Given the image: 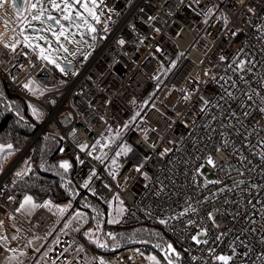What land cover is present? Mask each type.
Segmentation results:
<instances>
[{
	"label": "built area",
	"instance_id": "1",
	"mask_svg": "<svg viewBox=\"0 0 264 264\" xmlns=\"http://www.w3.org/2000/svg\"><path fill=\"white\" fill-rule=\"evenodd\" d=\"M244 3L255 12L248 13L241 0H104L95 48L82 50L90 53L86 59L80 52L72 56L67 74L38 60L22 44L15 54L0 46V77L45 115L22 152L0 176L3 234L9 237V247L18 240L20 245L33 241L30 248L34 254L28 264H96L99 258L106 264H130L131 248L99 251L87 242L91 239L84 233L89 229L96 232L97 223L101 228L97 234L104 243L111 240L106 233L117 236L122 226L156 225L187 254L189 264H215L208 249L226 255L235 249L232 264H264L260 259L264 257V114L257 109L258 98L248 101L243 95L255 89L264 96V29L259 27L264 23V0ZM20 8H25V0ZM213 8L215 15L209 12ZM222 17H227V25ZM105 22L108 32L103 31ZM121 39L125 44L119 43ZM221 56L226 59L221 61ZM236 58L255 66L250 72L233 73ZM161 69L164 74L157 76ZM228 76L248 81L229 88L234 94L231 101L224 98L221 87V78ZM29 80L43 90L41 99L25 92L24 84ZM204 101L210 102L206 108ZM242 102L251 105L247 117L242 115ZM233 111L236 118L230 115ZM47 132L56 136L62 154L79 157L73 173V182L83 188L78 200L88 194L95 206L87 210L74 204L58 223L52 205L40 207L33 210L30 222L19 224L9 217H17L16 209L25 194L6 190L18 178L15 170L20 161L25 160V169L35 166L28 155ZM97 140L107 147L101 150ZM225 140L232 143L225 146ZM82 144L89 147L81 151ZM92 145H96L95 151ZM124 145L136 158L112 169V159ZM208 155L216 167L205 163ZM205 166L214 171V179H207L209 171L201 173ZM206 180L220 183L204 187ZM241 180L244 183L236 187ZM86 182L88 188L83 187ZM115 197L123 201L127 211L118 217L119 223L110 224L113 209L119 205ZM109 201L113 206L109 218L103 223L101 216L93 219L97 215L93 209L99 211ZM189 205L197 212L180 216ZM77 212L83 215L73 219ZM208 212L214 213L218 228L207 219ZM189 220L196 223L189 225ZM200 226L208 228L203 237L208 244L197 245L191 239ZM17 228L25 233H17ZM12 234L18 235L17 241L11 240ZM217 236L221 238L217 240ZM135 247L139 253L145 250ZM9 254L0 248V264Z\"/></svg>",
	"mask_w": 264,
	"mask_h": 264
},
{
	"label": "snow or ice",
	"instance_id": "2",
	"mask_svg": "<svg viewBox=\"0 0 264 264\" xmlns=\"http://www.w3.org/2000/svg\"><path fill=\"white\" fill-rule=\"evenodd\" d=\"M104 4V0H25V8L21 9L19 5L16 3V0H0V21L3 22V31H0V46L5 49L10 50L12 53L17 52V48L22 44L24 48L29 49L32 53L36 55V58L40 61H44L47 64L53 65L56 69H58L61 73L67 74L71 70V61L67 60L65 57H62L60 53L69 54L75 56L77 52H80L82 55L87 58L90 53H83L81 49V45L87 44L88 40L85 39L86 36H89L92 41L96 40L97 28L96 25L101 24V16L104 14L102 5ZM241 4L244 7H247L248 13H254L255 9L252 7H248L244 0H241ZM12 10H15L14 12ZM24 12H28V15H24ZM209 12L212 15H215V10L209 9ZM34 13V14H33ZM203 15V13H201ZM227 25V17H222ZM264 21V17L261 18ZM33 22H37L39 27L36 26ZM207 23V21H205ZM261 29H264V23H261L259 26ZM103 31L108 32V25L105 22L103 25ZM159 31V29H157ZM233 36L237 35V32L232 33ZM264 39V37H261ZM43 42L41 44L40 42ZM121 45L125 44L123 39L119 40ZM69 45L75 46V51H70ZM91 47V45H89ZM240 51H243L242 49ZM247 55V53H245ZM226 58L224 56L220 57V60L223 61ZM63 61V65L61 62ZM235 67L232 68L233 73H241V72H250L252 67L255 65L251 61H246L245 59L236 58L232 62ZM172 67H175V61L172 62ZM231 67V65H229ZM75 75L76 73H72ZM215 78V77H213ZM224 80V84L221 86L224 89V98L226 100L231 101L234 98V94L232 91H229V88H237L238 83L247 84L248 81L244 80L242 76H237L236 80H233L231 76L222 77ZM264 88V85H261ZM24 88L31 92L33 95L39 93L43 94V90L39 88V86H34V81L29 80L28 83L24 84ZM243 95L247 98L248 101H252L254 97L258 98L259 103L257 109L260 113L264 114V96H261L258 91L255 89H250L243 93ZM54 103V101H53ZM209 101H204L205 108L209 104ZM32 109V115L34 117L39 118L41 113H39L38 109L35 106L29 105ZM241 107L244 109L242 115L247 117L251 113L248 110L251 105L245 106L244 103H241ZM203 110V109H202ZM139 115V113H137ZM231 117L236 118V113L233 111L230 113ZM135 119V117L133 118ZM237 123H239V119L237 118ZM128 125L125 124L124 127ZM227 126V125H226ZM243 127V125H241ZM110 131V129H109ZM73 137L75 136V132L72 133ZM119 133H117V136ZM225 146L232 143L230 140H225ZM264 143V141H262ZM96 145H100L101 150L104 147H107V144H101L99 140H97ZM96 145H92V150L95 151ZM89 146L86 144L80 145L81 151H84ZM220 149L217 148V151ZM14 148L11 143H0V171H2V162L6 161L9 156L13 154ZM131 151V148L127 145L121 147L120 151L116 152V156L119 157L123 153H127ZM167 151H171L168 149ZM88 155H92L90 151ZM106 155V154H105ZM98 160H102L101 156L95 157ZM79 159V157H77ZM205 163L209 166L216 167V162L211 155L206 156ZM264 159V157H262ZM82 163V161H81ZM112 165L118 167L117 160L115 158L112 159ZM71 164L67 160H63L59 163L58 167L67 172L71 168ZM140 171L138 167L136 169ZM31 171V167L29 166L24 171H18L15 173L16 177L23 179L28 172ZM196 172L199 173L200 169L197 168ZM115 178V172L111 173ZM95 172L92 173V176H95ZM91 179V177L89 178ZM16 183V181H13ZM220 181H205L204 187H207L208 184H219ZM244 181L241 180L237 182L236 187H239L240 184H243ZM83 187L88 188L89 185L86 182ZM223 191V189H221ZM95 195V193L93 192ZM9 199H12L10 197ZM117 201H119V205L113 209L115 215L112 219L108 221V223H119L118 217L122 216L127 209L123 207V201L119 200V197H115ZM109 208H112V203L109 201ZM51 202H45L43 205L37 204L33 197L30 195H25L23 200L19 203V207L16 209V212H27V214L31 215V211L40 207L50 208ZM58 213L61 215L67 211L65 208H58ZM94 212L97 213L93 219H98L101 213L97 209H93ZM216 211H219L218 209ZM196 213L197 209L191 205L186 207L183 212L179 213L180 216H184L187 213ZM83 214L77 212L73 219H78ZM10 219H14V217L10 216ZM207 219L212 222L213 226L219 227L216 223V218L213 212L207 213ZM84 223H87V219H84ZM161 224H166V220H160ZM196 222L193 220H189V225H194ZM15 227V225H13ZM4 227L5 222L0 220V248L5 249L6 251L12 253V255L6 258L7 264H24L23 260L20 257H23L25 253L23 251L18 250L14 247H9V237L4 235ZM68 225L65 224V228ZM79 228H74L73 231H79ZM22 230L17 228V233H20ZM101 231L100 224L96 225V232H93L92 229H89L84 233L86 237H89L93 243H95L100 248L108 247L107 243L101 241V237L97 234ZM109 239L115 241L116 235L108 232L105 234ZM158 235V234H156ZM208 228L206 226H200L197 234L192 235L191 239L197 245L200 244H208L209 241L207 239L201 240L200 236H207ZM223 233H221V236ZM94 237V239H93ZM18 235L11 236L12 241L18 240ZM221 237L217 236L216 239L219 240ZM33 241L27 240L26 246H32ZM157 248L160 245H156ZM82 248H78L77 251H82ZM36 251H39V247L36 248ZM67 251V249H66ZM209 254L212 255V259L215 264H232L235 256V249H233L232 255L226 254H215L214 249H208ZM48 253L45 252L44 256H47ZM63 255V253H61ZM247 255V253H245ZM175 257L176 260L179 259L180 254L176 252L171 244L167 245V250L164 251V260H166L167 264H176V261L173 260L172 257ZM56 259H59L57 257ZM96 259V258H94ZM149 261H152L153 264H160V261L157 260L155 256L147 257ZM195 259V257H193ZM264 260V257L260 258ZM53 264H56L53 261ZM96 264H106L103 258H99L96 260Z\"/></svg>",
	"mask_w": 264,
	"mask_h": 264
},
{
	"label": "trees",
	"instance_id": "3",
	"mask_svg": "<svg viewBox=\"0 0 264 264\" xmlns=\"http://www.w3.org/2000/svg\"><path fill=\"white\" fill-rule=\"evenodd\" d=\"M34 86L37 85L34 83ZM24 90L28 93L27 89L24 88ZM38 125L37 119L32 115L25 100L10 89L9 85L0 77V143H11L14 148L13 152L20 151L27 144ZM58 147V139L49 132L39 138L28 155L35 162V166L23 179L15 178L16 183H13V186L6 191L9 194H13L17 190L22 191L25 195L32 196L37 204L47 200L58 204L74 203L83 190L73 182V173L79 162L75 158L62 154L60 150L56 152ZM131 157L128 156V158ZM122 159L124 160L121 158L118 161L121 162ZM63 160L69 161L72 165L67 172L58 167ZM79 203H82L81 205L85 206L87 210L95 206V200L88 194ZM99 212L103 223L105 217L109 218V205L100 206ZM87 242L99 251L107 250L108 247L124 249L143 246L145 250L157 252L163 264H167L164 260V251L167 250L168 244H173L176 252L183 256L178 260L174 256L172 257L176 264H189L187 254L173 242L164 230L152 224H133L120 227L116 240L106 242L108 245L106 248H98L89 240ZM156 245H160V247L157 248Z\"/></svg>",
	"mask_w": 264,
	"mask_h": 264
},
{
	"label": "rangeland",
	"instance_id": "4",
	"mask_svg": "<svg viewBox=\"0 0 264 264\" xmlns=\"http://www.w3.org/2000/svg\"><path fill=\"white\" fill-rule=\"evenodd\" d=\"M34 14V13H33ZM34 24H36V26L37 27H39V24L37 23V22H33ZM98 36V32L96 33V37ZM85 39L86 40H88V43L87 44H83V45H81V49L82 50H85V51H89V50H92L93 48H95V44H96V40H97V38H96V40L95 41H92L91 40V38L89 37V36H86L85 37ZM41 44H43V42L41 41L40 42ZM89 45H91V47H89ZM69 48H70V51H75V46L74 45H69ZM60 55L62 56V57H65L67 60H69V61H71L72 60V55H69V54H64V53H60ZM59 62H61L62 63V65H63V61H59ZM75 69H76V67L74 66V68H73V70L72 71H75ZM164 74V70H159L158 71V73H157V76H160V75H163ZM158 83H159V81H158ZM160 85V84H159ZM159 85L157 86V88L159 87ZM11 89V88H10ZM28 91V90H27ZM16 93H18V92H16ZM28 93L29 94H31V95H33L31 92H29L28 91ZM18 95H20L24 100H25V102L27 103V105H28V107H29V105H32V106H35L37 109H38V111H39V113H41V115L39 116V118H37V117H35V119H37V121H38V123L39 124H41L43 121H44V119H45V115H44V112L42 111V109L40 108V107H38L36 104H34V103H31L29 100H27V99H25L21 94H19L18 93ZM34 96H36L37 97V99H41L43 96H44V92H43V94L42 95H40L39 93H37L36 95H34ZM29 109L32 111V109L29 107ZM109 133V132H108ZM30 140V139H29ZM28 140V141H29ZM23 149V148H22ZM21 149V150H22ZM121 149V148H120ZM20 150V151H21ZM20 151H17V152H13V154L11 155V156H9L8 158H7V160L6 161H3L2 162V171H0V176H1V174L8 168V166L17 158V156L19 155V153H20ZM120 151V150H119ZM124 155V156H123ZM128 156H132L131 158H136L135 156H136V154H134V152H132V151H128L127 153H123V154H121L119 157H117L116 156V154L114 155V158L117 160V165L119 166L120 165V163L122 162V161H125L126 159H128ZM121 158H124V160L122 159L121 160V162L120 161H118V160H120ZM138 163H141L140 161H138ZM112 168H117V167H115V166H113L112 165ZM25 170V160H22V161H20L19 162V165H18V167L16 168V170H15V173L16 172H18V171H24ZM207 171H209V173H210V175H209V177H207V179L208 180H212V179H214V176H215V173H214V171L209 167V166H205V167H203L202 169H201V173L204 175V174H206L207 173ZM79 201L80 200H78V198H77V200L74 202V203H72V204H69V203H67V204H58V203H54V202H51V205H52V208L54 209V212H55V214H56V216H58V220H57V223L58 222H60V220H62L65 216V213L69 210H71L73 207V205L75 204V206L74 207H80V206H82L80 203H79ZM45 202H48V200L47 201H44L43 203H45ZM70 207H72L71 209H70ZM58 208H65V209H67V211L65 212V213H63L62 215L60 214V213H58V211H57V209ZM32 212H33V210L31 211V214H32ZM16 216L17 217H19V218H17V217H15V216H13L14 217V219H11V221H15L16 223H19V224H22V220H24L25 222H30V216L31 215H29V214H27V212H16ZM22 230V229H21ZM21 234H24L25 233V231L24 230H22L21 232H20ZM12 235H14V234H12ZM203 237L204 236H200L199 238L201 239V240H203ZM93 239H94V237H93ZM17 241V240H16ZM19 241V240H18ZM17 241V242H18ZM17 242H15L14 244H13V247L14 248H17L18 250H20V251H23L24 253H25V255L23 256V257H20V259L21 260H23V262H24V264H28L29 263V261L31 260V258H32V256H33V254H34V251H32V248H30L29 246H26V244H19V243H17ZM91 243H93L92 242V240H91ZM172 246H173V248L175 249V247H174V245L172 244ZM131 249V252L133 253V257L131 258V262H130V264H153V262L152 261H149L148 259H147V257H149V256H155L156 258H157V260H159L160 261V264H163V262H162V260H161V258H160V256H159V254L157 253V252H155V251H153V250H144L143 252H141V253H139L138 252V248L137 247H130ZM176 250V249H175ZM10 255H12V253H10L9 254V256ZM4 264H7V261L5 260V262H4ZM13 264H15V262H13Z\"/></svg>",
	"mask_w": 264,
	"mask_h": 264
},
{
	"label": "water",
	"instance_id": "5",
	"mask_svg": "<svg viewBox=\"0 0 264 264\" xmlns=\"http://www.w3.org/2000/svg\"><path fill=\"white\" fill-rule=\"evenodd\" d=\"M16 3L19 5V7L21 6V0H16ZM64 120L66 121L67 120V118H64ZM24 149V148H23ZM22 149V150H23ZM22 150L20 151V153L22 152ZM60 150V147H58V149H57V151L56 152H58ZM35 244H37V243H35ZM35 246V245H34Z\"/></svg>",
	"mask_w": 264,
	"mask_h": 264
}]
</instances>
